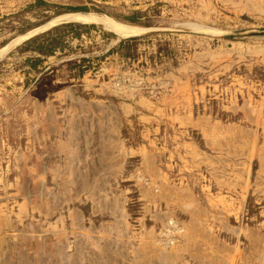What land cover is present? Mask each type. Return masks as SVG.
<instances>
[{
	"label": "rangeland",
	"instance_id": "rangeland-1",
	"mask_svg": "<svg viewBox=\"0 0 264 264\" xmlns=\"http://www.w3.org/2000/svg\"><path fill=\"white\" fill-rule=\"evenodd\" d=\"M76 12L144 30L61 20L0 56V264H264V0H0V51Z\"/></svg>",
	"mask_w": 264,
	"mask_h": 264
},
{
	"label": "bare ground",
	"instance_id": "bare-ground-1",
	"mask_svg": "<svg viewBox=\"0 0 264 264\" xmlns=\"http://www.w3.org/2000/svg\"><path fill=\"white\" fill-rule=\"evenodd\" d=\"M61 20H72V21H80V22H88V21H94V22H101V23H103L105 26H106V28H108L109 30H111V31H113V32H115L119 37H121V38H125V37H131V36H135V35H138L140 32H142L144 29H142V28H140V27H137V26H133V25H129V24H124V23H121V22H119V21H117V20H115V19H112V18H109V17H104V16H98L97 14H87V13H82V12H76V13H67V14H64V15H61V16H59V17H57V18H55L53 21H51V22H49V23H47V24H45V25H43L42 27H38L37 29H34L33 31H31V32H28L26 35H23L22 37H18L19 39H17L16 41H14V42H12V43H10L6 48H3V49H1V51H0V56L1 55H3L8 49H10L16 42H18V41H20V40H22V39H25L26 37H28V36H30V35H33V34H36L37 32H39V31H42V30H44V29H46V28H48V27H50L51 25H53V24H56V23H59ZM116 42V41H115ZM121 86V85H120ZM185 86V85H184ZM185 87H187V86H185ZM183 88V87H182ZM120 89V88H119ZM183 90H187V88L186 89H183ZM189 90V89H188ZM119 91H121V90H119ZM125 92H126V90H125ZM184 92V91H183ZM188 92V91H187ZM131 93V92H130ZM131 106V105H130ZM159 111V110H158ZM161 112H162V110H161ZM259 113H261V112H259ZM189 114V113H188ZM163 115H164V112H163ZM186 115V114H185ZM190 115H191V113H190ZM189 115V116H190ZM189 116H188V119L187 118H184V119H187V122L189 123H192V122H194L193 120H192V117H191V119L189 118ZM260 116H261V114H260ZM187 117V116H186ZM204 118V117H203ZM203 118H199V119H201V120H203ZM262 118V117H261ZM260 118V119H261ZM198 119V120H199ZM207 119V118H206ZM205 118H204V120H206ZM259 118H258V120H260ZM208 120V119H207ZM206 120V121H207ZM262 120V119H261ZM181 121V120H180ZM209 121H210V119L208 120V123H209ZM202 122V121H201ZM258 122V121H257ZM186 123V122H185ZM185 123H183V124H185ZM187 123V124H188ZM260 123V122H259ZM76 124V123H75ZM198 124V123H197ZM207 124V123H206ZM258 124V123H257ZM260 124H263L262 122L260 123ZM110 125V124H109ZM193 125V124H192ZM195 125V124H194ZM208 125H210V124H208ZM215 125V127H217L216 126V124H214ZM218 125V124H217ZM221 125V124H220ZM119 126H120V124H119ZM205 126H207V125H205ZM263 126V125H262ZM118 127V126H117ZM99 128H100V126H99ZM119 128V127H118ZM212 128V127H211ZM217 129V128H216ZM221 129V128H220ZM211 130V129H210ZM206 132H208L207 131V129L205 130ZM214 131H215V128H214ZM219 131V130H218ZM210 132V131H209ZM120 144V143H119ZM118 144V145H119ZM150 145V144H149ZM192 145H194V144H192ZM191 145V146H192ZM144 146V145H143ZM187 147L189 146V145H186ZM185 146V147H186ZM195 146V145H194ZM198 146V145H197ZM190 147V146H189ZM253 147V146H252ZM119 150L120 151H122V152H125V149H124V147H122V145H120L119 147ZM155 148V147H154ZM192 147H190L189 149H191ZM137 149V148H136ZM142 149V148H141ZM145 149V148H144ZM148 149V148H147ZM194 149V148H193ZM198 148H196V150H197ZM253 149H254V147H253ZM155 150H156V148H155ZM186 150H187V148H186ZM146 151V150H145ZM154 151V150H153ZM157 151V150H156ZM138 152V151H137ZM140 152H141V150H140ZM139 152V153H140ZM144 152V151H143ZM149 152V151H148ZM120 153V152H119ZM118 153V154H119ZM153 153V152H152ZM157 153V152H156ZM190 153H192V152H190ZM197 153V152H196ZM195 153V154H196ZM125 155V154H124ZM190 155V154H189ZM198 155H199V153H198ZM121 156V155H120ZM152 156V155H151ZM194 156V155H193ZM122 157V156H121ZM194 157H196V156H194ZM198 157V156H197ZM142 158V157H141ZM159 158V157H158ZM125 159V158H124ZM145 159V158H144ZM143 159V160H144ZM155 159V158H154ZM194 159V158H193ZM122 160H123V158H122ZM194 160H196V159H194ZM128 161V160H127ZM145 161V160H144ZM153 161V160H152ZM207 161H209V160H207ZM116 165H115V168L116 169H118L119 170V168H118V166H120V163H115ZM153 164V163H152ZM149 169H153V173H155V174H159V175H162L161 174V171L159 172L158 170H157V168L156 167H154V166H149ZM139 170V169H138ZM116 171V170H115ZM137 171V170H136ZM140 171V170H139ZM138 171V172H139ZM142 171V170H141ZM145 171H146V169H145ZM114 174V173H113ZM122 174V173H121ZM151 174V173H150ZM116 175V174H115ZM147 175V174H146ZM164 175V174H163ZM167 176V175H166ZM156 177V176H155ZM116 178V177H115ZM139 178V177H138ZM154 179V178H153ZM150 180H151V178H150ZM149 185V184H148ZM163 191V190H162ZM168 194V193H167ZM163 195V194H162ZM170 195V194H169ZM162 197V196H161ZM222 197V196H221ZM162 199V198H161ZM211 200V199H210ZM209 200V201H210ZM218 200V199H217ZM220 200V199H219ZM218 200V201H219ZM162 201V200H161ZM211 201H213L214 202V200H211ZM210 201V202H211ZM225 201V200H224ZM184 202V201H183ZM212 202V203H213ZM221 202H222V200H221ZM167 203V202H166ZM180 203V202H179ZM192 203V202H191ZM181 205H185V204H183L182 202L180 203ZM222 204V203H221ZM228 204V203H227ZM150 205V204H149ZM170 205V204H169ZM169 205H168V207H169ZM201 205V204H200ZM218 205V204H217ZM217 205H215V206H217ZM185 206H188V207H190L189 205H185ZM213 206V205H212ZM227 206H229V205H227ZM191 208V207H190ZM204 208H205V206H204ZM212 208V207H211ZM216 208V207H215ZM192 209V208H191ZM202 209V208H201ZM200 210V209H199ZM203 210V209H202ZM201 211H199L198 213H200ZM205 212H207V211H205ZM204 212V213H205ZM188 213V212H187ZM198 213H196V214H198ZM203 213V212H202ZM166 214H168V213H166ZM194 214H195V212H194ZM210 214V213H209ZM211 215V214H210ZM123 216V215H122ZM159 216H161V215H159ZM159 216H157V217H159ZM164 217V216H163ZM202 217H204V216H202ZM160 218H162V217H160ZM197 218H201V217H197ZM205 218V217H204ZM204 218L203 219H201V220H204ZM211 218V217H210ZM220 218V217H219ZM163 219V218H162ZM205 219H207V217L205 218ZM161 220V219H160ZM200 220V221H201ZM172 221V220H171ZM198 221V220H197ZM200 221H198V223L197 224H200ZM206 221H208V220H206ZM124 222H125V220H124ZM195 222V221H194ZM194 222H192V219H191V223H189L191 226H192V224L194 223ZM221 222H223L222 220H221ZM220 222V223H221ZM225 222V221H224ZM223 222V223H224ZM180 223V222H179ZM202 223V222H201ZM203 223H205V222H203ZM165 224V223H164ZM197 224L195 225H193V227H195V226H197ZM208 224V223H207ZM222 224V223H221ZM220 224V225H221ZM228 224V223H227ZM183 225V227H184V224H182ZM173 226V225H172ZM202 226V225H201ZM204 226V225H203ZM225 226V225H224ZM163 227V226H162ZM169 227V226H168ZM178 227V226H177ZM186 227H187V225H185V229H186ZM3 228V227H2ZM164 228V227H163ZM188 228V227H187ZM191 228V227H190ZM189 228V229H190ZM227 228V227H226ZM172 229V228H171ZM184 229V230H185ZM188 229H186V231H187ZM196 230V229H195ZM149 231V230H148ZM165 231V230H164ZM154 232V230H151V231H149V233H148V236H145L144 235V239H147L146 241H144V243H145V245L146 246H144V247H149V246H152V245H155V247H158V246H161L162 244H161V242H159L158 243V241L156 240V235L153 233ZM172 232V231H171ZM176 233L178 232V231H175ZM180 232V231H179ZM185 232V231H184ZM202 232V231H201ZM153 233V234H152ZM200 233V232H199ZM209 233V232H208ZM1 234V233H0ZM145 234V233H144ZM167 234H168V232H167ZM183 234H186V232L185 233H183ZM183 234H181L180 236H182ZM165 236H167V235H165ZM160 237V236H159ZM154 238V239H153ZM174 238V237H173ZM257 238V237H256ZM179 239V238H178ZM172 240V239H171ZM197 240V239H196ZM164 241V240H163ZM165 242V241H164ZM191 242H193V241H191ZM2 243V241H1V238H0V244ZM156 243H157V245H156ZM168 243V242H167ZM171 243H173V242H171ZM166 244V243H165ZM190 244V243H189ZM169 245V244H168ZM173 245H175V243H173ZM173 245H171V246H169L170 247V249L171 248H173ZM178 245V244H177ZM176 245V246H177ZM180 246V245H179ZM182 246V245H181ZM153 247V246H152ZM164 247L165 246H163V248H162V250H164ZM150 248V247H149ZM158 249V248H157ZM174 250V249H173ZM155 251V250H154ZM177 251V250H176ZM163 252H165V251H163ZM189 252V251H188ZM205 252V251H204ZM169 253H170V251H169ZM142 254V253H141ZM161 254V253H160ZM206 254V253H205ZM143 255V254H142ZM145 255V254H144ZM183 255V254H182ZM181 255V256H182ZM149 256V255H148ZM194 256V255H193ZM162 257V256H161ZM178 257V255L177 254H174V252H172L170 255H164L161 259H163L164 258V261L165 260H169L170 258L172 259V260H174V259H176ZM148 258V257H147ZM230 258V257H229ZM180 259H181V257H180ZM179 259V260H180ZM228 259V258H227ZM167 260V261H168ZM186 261V260H185ZM223 261H224V259H223ZM228 261V260H227ZM230 261V260H229ZM225 262V261H224Z\"/></svg>",
	"mask_w": 264,
	"mask_h": 264
},
{
	"label": "crops",
	"instance_id": "crops-1",
	"mask_svg": "<svg viewBox=\"0 0 264 264\" xmlns=\"http://www.w3.org/2000/svg\"><path fill=\"white\" fill-rule=\"evenodd\" d=\"M63 93H64V95L66 96V98L67 99H70L71 100V105L72 106H74V105H77V106H80V107H87L86 106V102H83V100H84V97L82 96V95H80V94H78V91H77V89H74V88H68V91H67V89H64L63 90ZM78 95H77V94ZM67 94V95H66ZM85 101V100H84ZM102 105V104H101ZM114 107V106H113ZM116 107H117V109L118 110H120L119 112H120V116H121V118L123 117H125V118H127V120H129L128 118L130 117V115H131V113H132V108H131V106L130 105H128V104H122V105H116ZM99 108H101V107H99ZM81 112V111H80ZM93 113L95 114V116H94V118L95 119H98V121L96 122V125L98 126V128H99V126H100V128H99V131L101 132L102 130V128H103V118H104V116H107V114H104V110L103 109H100V110H96V111H93ZM112 113V112H111ZM117 113V112H116ZM83 114H87V113H78V116H82ZM177 113H175V115H174V117H176L177 115H176ZM114 117V116H113ZM116 118H117V116H116ZM183 118H185V117H183ZM150 119H151V117H150ZM188 119V118H187ZM187 119H186V121H187ZM191 119V118H190ZM193 120V119H192ZM194 122H192V123H195V120H193ZM128 122V121H127ZM142 148V149H141ZM144 146H140L139 147V151L138 152H140V150H141V152H140V154H142L141 156H142V167H141V170H142V172L144 173V174H153V169H149V166H154V167H156V165H155V162L154 161H152L154 158L151 156V152H150V149L148 148H145ZM146 150V151H145ZM144 151V152H143ZM149 151V152H148ZM125 152L126 153H128L126 150H125ZM145 158V159H144ZM145 161H144V160ZM153 163V164H152ZM184 165L185 164H182L181 165V168L182 169H180V171H179V174H178V178H180V184L181 185H178V198H182V195H184V192L186 193V191L188 192V194H191L190 193V190H191V186L189 185V182L188 183H184V180H186L185 179V177L183 176L184 174H185V170H184ZM191 164H190V168H191ZM185 167H187L186 165H185ZM190 168H189V170H190ZM145 169H146V171H145ZM157 170H158V168H157ZM191 171V170H190ZM159 172H160V170H159ZM188 174H189V172H188ZM187 181H189V176H188V180ZM180 203H181V201H180ZM180 203H178L179 205H180V208H182V206H181V204ZM179 207V206H178ZM183 209V208H182ZM189 210V209H188ZM193 211H188V213L189 214H191ZM194 214V213H193Z\"/></svg>",
	"mask_w": 264,
	"mask_h": 264
}]
</instances>
